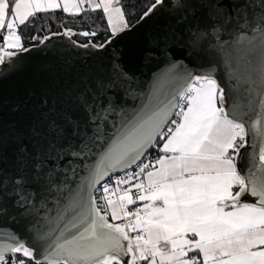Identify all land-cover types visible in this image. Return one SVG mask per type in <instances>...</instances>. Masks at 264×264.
Returning <instances> with one entry per match:
<instances>
[{
	"label": "snow or ice",
	"instance_id": "6c2138e0",
	"mask_svg": "<svg viewBox=\"0 0 264 264\" xmlns=\"http://www.w3.org/2000/svg\"><path fill=\"white\" fill-rule=\"evenodd\" d=\"M164 6L178 22L211 9V24L189 27L187 48L195 56L207 44L228 67L255 73L247 111L237 117L225 108L211 68L172 72L183 67L175 60L169 89L147 95L133 113L115 95L114 81L129 79L117 65L112 79L85 72L57 95L45 93L31 146L19 140L10 158L0 136V264H264V0H154L140 19ZM124 7L121 0H0V65L14 66L30 51L19 28L39 13L102 10L114 38L131 27ZM249 146L245 169L240 157ZM152 149L160 155L145 162ZM117 171L123 175L115 186L103 183L97 203L92 191Z\"/></svg>",
	"mask_w": 264,
	"mask_h": 264
},
{
	"label": "water",
	"instance_id": "95a60500",
	"mask_svg": "<svg viewBox=\"0 0 264 264\" xmlns=\"http://www.w3.org/2000/svg\"><path fill=\"white\" fill-rule=\"evenodd\" d=\"M210 15V8H199L195 17L189 16L187 21L178 22V14L164 6L144 20L139 18L114 38L111 36L103 43V48L83 49L74 46L71 43L74 40L68 36L49 35L50 39L44 44L39 42L27 47L30 51L21 53L14 66L0 65V136L8 146V157L13 156L19 140L31 146L30 128L39 118L40 100L45 93L57 95L85 72L112 79L115 75L113 65L122 68L129 77L127 81H114L115 95L121 98L129 113L138 111L146 103L147 95L162 96L169 89V64L175 60L183 67L172 72L201 73L211 68L221 87L225 88V108L234 111L237 117L243 115L247 111L255 73L246 66L228 67L226 59L207 44L197 48L195 56L187 48L189 27L211 24ZM229 38L228 32L222 34V40L229 41ZM244 119L250 117L244 116ZM252 151L251 146L242 150L240 167L251 166ZM6 164L10 165L11 159ZM108 179L106 177L101 184ZM244 199L245 202L255 200Z\"/></svg>",
	"mask_w": 264,
	"mask_h": 264
},
{
	"label": "trees",
	"instance_id": "16d2710c",
	"mask_svg": "<svg viewBox=\"0 0 264 264\" xmlns=\"http://www.w3.org/2000/svg\"><path fill=\"white\" fill-rule=\"evenodd\" d=\"M153 2L154 0H121L125 6L124 12L128 24L131 25L136 22ZM133 8L134 13H132ZM66 29H71L73 33L95 31V36L84 37L80 35L94 45H101L112 36L101 10L86 11L75 16L63 12L62 9L39 13L35 19L30 18L29 22L21 26L19 33L22 36L24 47L27 48L39 43L38 39H32L34 36H49L55 32L61 33ZM73 39H75L74 36ZM147 156V161L155 160L159 156V152L157 149H152Z\"/></svg>",
	"mask_w": 264,
	"mask_h": 264
},
{
	"label": "built area",
	"instance_id": "2783aa9c",
	"mask_svg": "<svg viewBox=\"0 0 264 264\" xmlns=\"http://www.w3.org/2000/svg\"><path fill=\"white\" fill-rule=\"evenodd\" d=\"M147 157H148V156H147ZM147 157L145 158V162H147ZM131 171H136V169L133 167V168L131 169ZM121 175H123L122 172H121V173L114 174L113 176H111V177H110L106 182H104V183H107V182H109L110 179H113V178L115 179L116 176H121ZM102 185H103V184H101V186L97 187L96 190H95V193H94L95 197L97 198V203H99V204H101V205H103V202L99 200V197L102 195V192H101V187H102ZM137 206H139V204L134 205V206L132 207V210H133L135 207H137Z\"/></svg>",
	"mask_w": 264,
	"mask_h": 264
},
{
	"label": "rangeland",
	"instance_id": "374dc122",
	"mask_svg": "<svg viewBox=\"0 0 264 264\" xmlns=\"http://www.w3.org/2000/svg\"><path fill=\"white\" fill-rule=\"evenodd\" d=\"M97 2H98V0H97ZM102 11V10H101ZM102 13H103V11H102ZM132 13H134V8L132 9ZM103 16H104V18H105V20H106V22H107V24H108V21H107V17H106V15L103 13ZM125 18H126V16H125ZM126 20H127V18H126ZM108 27H109V29H110V31H111V27H110V25L108 24ZM65 32V30H63L62 31V33H64ZM76 33H78V32H76ZM73 36H74V38L76 39H73ZM71 38L74 40V41H76L77 43H80V44H83V43H88V42H90V41H86L87 39H84L83 37H81L80 35H73ZM103 184V183H102Z\"/></svg>",
	"mask_w": 264,
	"mask_h": 264
},
{
	"label": "crops",
	"instance_id": "0c3cea01",
	"mask_svg": "<svg viewBox=\"0 0 264 264\" xmlns=\"http://www.w3.org/2000/svg\"><path fill=\"white\" fill-rule=\"evenodd\" d=\"M85 7H87V4H85ZM110 30V29H109ZM158 151V150H157ZM159 155H160V153H159ZM149 170H151V169H149ZM113 180H114V178L113 179H110L109 180V182H107L108 184H113ZM113 186H115L114 184H113ZM102 189H103V185H102V187H101V192H102V194H103V191H102ZM133 194L135 195V192H133ZM134 205H129V210H132V207H133ZM115 222H117V223H119L120 221H115Z\"/></svg>",
	"mask_w": 264,
	"mask_h": 264
}]
</instances>
